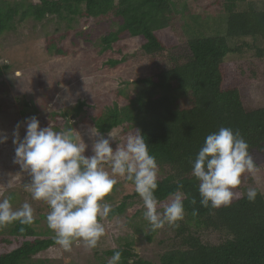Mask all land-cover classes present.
<instances>
[{"label":"trees","instance_id":"trees-1","mask_svg":"<svg viewBox=\"0 0 264 264\" xmlns=\"http://www.w3.org/2000/svg\"><path fill=\"white\" fill-rule=\"evenodd\" d=\"M238 2L224 0L223 26L209 35L183 0H40L38 4L0 0V37L18 26L29 23L33 29L46 18L54 17L59 25H64L65 32L59 38L45 36V51L60 56L64 47L59 43L76 16L98 25L114 19L118 22L116 31L98 38L99 53L110 50L122 36H127L139 41L141 56L151 61L150 73L132 82L137 91L127 96V104H120L126 85L130 84L123 80L124 88L115 91L113 100L89 119L94 130L104 135L121 127L130 134L140 130L159 165L155 195L161 210L177 190V182L183 185L188 198L184 200V219L178 222V228H173L181 234L176 249L150 261L137 255L134 239L125 237L120 248L104 252L111 258L114 251H121L119 264H264V194L252 185L255 180L250 175L247 178L248 173L243 174L231 205L213 209L200 205L198 182L191 175L190 161L195 159L205 137L221 127L239 131L249 145L250 155L255 151L264 156V105L255 106L252 101L258 82L257 89L264 91V6L250 3L240 9ZM178 32L185 37L180 48ZM233 56H247L248 69L232 61ZM120 61L123 62L108 60L106 65L115 67ZM8 69L7 64L1 65L0 76ZM246 71L254 72L253 76ZM247 92L251 93L248 99ZM0 103L1 112L4 102ZM21 104L24 108L29 106L24 100ZM83 106L80 101L73 108L74 118L69 121L73 130L79 123L86 124L81 117ZM32 109L37 113L41 107ZM67 116L64 111L48 114L56 130L67 127ZM39 123L41 127L48 125L41 119ZM249 187L258 190L254 202L243 195ZM28 194L29 200L34 201ZM107 197L105 200L112 204ZM193 197L196 204L189 202ZM7 198L14 202L13 195ZM137 198L140 197L135 191L124 196L119 205L112 207L107 219L123 215ZM43 205L48 208L44 202ZM37 218L31 225L16 222L7 226L8 238L0 239V246L12 249L0 253V264H45L41 260L33 263L32 259L57 245L49 228L36 232L35 225L42 216ZM196 230L211 231L224 238L218 244L203 243ZM147 239H151V234Z\"/></svg>","mask_w":264,"mask_h":264},{"label":"rangeland","instance_id":"rangeland-1","mask_svg":"<svg viewBox=\"0 0 264 264\" xmlns=\"http://www.w3.org/2000/svg\"><path fill=\"white\" fill-rule=\"evenodd\" d=\"M26 1L38 4L40 0ZM183 1L206 34L214 35L217 29L221 30L225 14L224 0ZM250 3L264 6V0H240L238 7L243 9ZM117 25L118 22L114 19L100 22L98 25L91 20L76 16L65 38L59 43L64 47L65 54L60 56L49 55L45 51V36L59 38L65 32L64 25H59L57 18L54 17L46 18L41 26L37 24L33 29L29 23L18 26L15 31L0 37V66L7 64L9 67L8 71L0 76V101L4 102L0 112V132L8 135V140L0 144V199L13 195V208L29 202L34 209V217L42 216L39 224L35 225L36 232H45L48 229L45 225V217L49 209L44 207L42 201L29 200V192L25 190L24 185L29 182L30 177L26 172H21L18 165L13 166L12 132L18 122H23L25 118L31 116L48 121L47 126H53L54 121L48 117V114L53 112L68 113L66 123L69 124L70 119L74 118L73 108L81 101L84 103L81 117L86 120V124L79 123L75 130L89 146L85 155H91L90 135L94 128L89 118L98 115L101 108L113 100L115 91L124 88L121 82L123 80L125 84L126 82L130 84L126 85L125 97L121 98L120 104H127V96H132L137 91L132 82L150 73L149 69L152 66L150 60L141 56L139 41L127 36H122L110 50L99 53L101 48L98 38L108 31H116ZM177 36L180 38L178 43L180 48L185 44V37L181 32H178ZM246 57L233 56L231 60L238 62L243 69H248ZM108 60H123V62L120 61L119 65L110 67L106 65ZM248 72L253 76L254 72ZM248 72L246 71V74ZM259 85L258 82L257 87ZM257 87L253 90L252 101L255 106H263L264 91ZM54 92L55 96L51 97ZM250 94V92L246 93L247 99ZM22 100L29 103V106L24 108L21 104ZM34 107L41 109L34 113L32 109ZM112 133L120 144L130 134L122 127ZM24 134L25 127L22 125L21 138ZM112 146L115 149L116 143L114 142ZM251 156L256 170L246 174V177L250 175L255 180L252 185L264 194V156L255 151ZM117 181L114 189L108 194L112 207L119 205L124 196L131 195L134 191L132 184L123 178L117 177ZM132 202L133 204L126 208L123 215L112 220L107 218L101 220L105 226V234L94 249L86 250L82 245L74 244L71 251H64L57 245L35 256L32 259L33 263L41 260L45 264H102L101 262L108 264L110 257L105 256L104 252L120 248L121 241L125 237L134 239L133 247L137 255L150 261H157L160 255L176 249L181 234L178 235L173 228H178L180 223L175 227L166 225L162 229L151 230L143 217L144 207L141 198ZM37 217L35 219L38 220ZM49 232L50 235L53 234ZM150 234L151 239L148 241ZM197 235L203 243L208 244H218L224 238L218 233L203 230H198ZM2 238H8L7 226L0 228V239ZM11 249L10 246H0V253Z\"/></svg>","mask_w":264,"mask_h":264},{"label":"clouds","instance_id":"clouds-1","mask_svg":"<svg viewBox=\"0 0 264 264\" xmlns=\"http://www.w3.org/2000/svg\"><path fill=\"white\" fill-rule=\"evenodd\" d=\"M22 125L25 134L21 138ZM77 133L71 127H41L36 116L18 122L12 132L13 163L30 177L24 187L31 199L48 206L45 219L56 245L64 251H71L74 244L86 250L97 246L105 234L101 220L112 211L105 197L117 184V177L130 182L141 198L143 217L151 230L178 226L185 216L188 194L177 182V190L161 210L155 195L159 165L139 129L128 134L122 144L117 143L112 132L104 135L92 130L91 155H85L89 146ZM7 140L8 135L0 132V144ZM190 164L191 175L198 182L200 205L213 209L230 206L242 175L256 170L248 143L230 127L208 134ZM243 195L254 202L258 190L249 187ZM189 202L196 204V199ZM34 219L29 202L13 208L10 198L0 199V228L16 222L31 225ZM121 256V251H114L108 264H119Z\"/></svg>","mask_w":264,"mask_h":264},{"label":"water","instance_id":"water-1","mask_svg":"<svg viewBox=\"0 0 264 264\" xmlns=\"http://www.w3.org/2000/svg\"><path fill=\"white\" fill-rule=\"evenodd\" d=\"M67 127H71L68 123H66Z\"/></svg>","mask_w":264,"mask_h":264}]
</instances>
